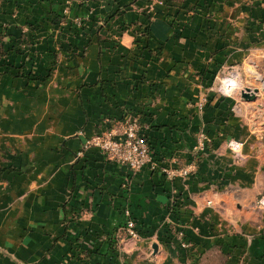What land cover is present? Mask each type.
I'll use <instances>...</instances> for the list:
<instances>
[{
	"label": "crops",
	"instance_id": "0c3cea01",
	"mask_svg": "<svg viewBox=\"0 0 264 264\" xmlns=\"http://www.w3.org/2000/svg\"><path fill=\"white\" fill-rule=\"evenodd\" d=\"M249 62L264 70V0H0V264H264V90H213ZM130 113L153 164L82 149ZM127 209L141 238L114 254Z\"/></svg>",
	"mask_w": 264,
	"mask_h": 264
},
{
	"label": "built area",
	"instance_id": "2783aa9c",
	"mask_svg": "<svg viewBox=\"0 0 264 264\" xmlns=\"http://www.w3.org/2000/svg\"><path fill=\"white\" fill-rule=\"evenodd\" d=\"M80 22V20L78 21ZM239 72L235 66L229 67L227 74L221 80V83L216 89V92L221 95H230L236 90H240L237 79ZM237 92V91H236ZM240 92V91H239ZM206 97L202 98L200 102V108H203ZM129 120V119H128ZM124 121L121 123L123 134L121 138L106 139L103 143L99 141L100 138H94L93 145H100L106 154L113 160L126 163L131 169L139 171L144 165L154 163V155L151 152V148L148 144L147 135L137 119H130V121ZM207 140L205 133H200L198 137L197 149H203ZM88 139L84 146L88 147ZM228 147L234 154L236 160L244 159L243 154V142L237 139H230L228 141ZM196 168L194 162L181 167H169L165 166L163 171L169 178H175L176 176L188 177ZM211 203V201H208ZM259 208L264 207V197H260L256 203ZM126 224L124 233L126 236L138 241L141 238L140 232L135 226V220L129 209L126 210Z\"/></svg>",
	"mask_w": 264,
	"mask_h": 264
},
{
	"label": "rangeland",
	"instance_id": "374dc122",
	"mask_svg": "<svg viewBox=\"0 0 264 264\" xmlns=\"http://www.w3.org/2000/svg\"><path fill=\"white\" fill-rule=\"evenodd\" d=\"M232 66H235L236 69L239 72V77L237 79V82L239 83L238 86H239V89L240 90H236L237 92L235 91V92H233L230 95L237 96V94L239 93L240 96H241V91L244 90V89H246V88H248V87L250 89H252V90L254 88H256L255 86H261L262 88H264V70L263 69H260L259 67H257L253 62L247 63V65L245 67H243L242 65H232ZM228 69H229V67L226 68L225 71H223L220 75H218L216 77V79L214 78L215 84H214L213 90L215 92H216L217 87L221 83V80L227 74V70ZM250 69H252V70H250ZM214 76H216V74ZM260 98L261 97L258 95V98H256L255 100L260 99ZM255 100H253V101H255ZM250 102H252V101H250ZM249 105L251 107L254 106V109L257 110V113H255L254 119H256V120L258 119V120H260L264 124V102H263V100L260 101L259 103H256L255 105H253V104H249ZM250 106L247 105V107H250ZM130 119H137L139 121V123L142 126H144V131H145V134L147 135L148 144H149L150 148H152L151 142H150V138H149V134H148V126H147V124L144 123V122H142V120L140 119L139 116L134 115L133 113H130L129 115H126L123 119L118 120V121H115L114 123L110 124V126L108 125L107 128H106V130H104L103 132L95 133L92 136L88 137L87 138L88 141H89L88 142V147H86V146L83 145V148L82 149L83 150H87V149H89L91 147H97L100 150H102L103 152H105L100 145H93L92 144L93 139L98 137V138H100L99 141H101V143H103L104 141H106V139H114V138L117 139V138H121V136L123 134V129L121 127V123L122 124L125 123L124 121H126V120L130 121ZM151 152H152V149H151ZM117 162L123 163V162H120V161H117ZM123 164H126V163H123ZM128 168L131 171L135 172V170L131 169L129 166H128ZM261 197H264V192L261 193ZM258 200H259V198L257 199V201ZM262 209H264V207H262ZM125 224H126V221L124 222V224H122L118 228L119 237L116 238L117 239V242H118L117 243L118 245L121 243L120 242V239L122 238L121 236H126V234L124 233V231H125L124 230L125 229ZM135 226H137L136 225V222H135ZM209 262H210V260H209Z\"/></svg>",
	"mask_w": 264,
	"mask_h": 264
},
{
	"label": "trees",
	"instance_id": "16d2710c",
	"mask_svg": "<svg viewBox=\"0 0 264 264\" xmlns=\"http://www.w3.org/2000/svg\"><path fill=\"white\" fill-rule=\"evenodd\" d=\"M8 53H10V51H7V52L2 51V54H8ZM204 79H207V82L208 81H210V82L213 81V77H207V78H204ZM180 205H181V203L178 202L177 199L173 203H171L169 205V210L172 212L173 215L178 213V211L180 210V207H181ZM108 244H109V250L112 253L117 254V247H116L117 246V239L115 237H111L109 239Z\"/></svg>",
	"mask_w": 264,
	"mask_h": 264
},
{
	"label": "water",
	"instance_id": "95a60500",
	"mask_svg": "<svg viewBox=\"0 0 264 264\" xmlns=\"http://www.w3.org/2000/svg\"><path fill=\"white\" fill-rule=\"evenodd\" d=\"M250 70H252V69H250ZM258 90L259 89H257V88H254L252 90V89H250L248 87V88H246V89H244V90L241 91V98L243 100H245V101H253V100H255L257 98L256 97L257 96L256 93L258 92ZM263 90H264V88H263ZM153 249H154L155 252L158 251V245H157V243H154L153 244Z\"/></svg>",
	"mask_w": 264,
	"mask_h": 264
}]
</instances>
